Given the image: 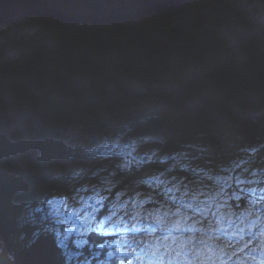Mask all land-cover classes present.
<instances>
[{"label":"trees","instance_id":"1","mask_svg":"<svg viewBox=\"0 0 264 264\" xmlns=\"http://www.w3.org/2000/svg\"><path fill=\"white\" fill-rule=\"evenodd\" d=\"M254 1L203 0L135 23L105 27L34 17L10 25L0 30V113L5 115L15 109L23 97H31L36 109L43 107L40 150L44 148V140L50 143L53 137L60 138V126L82 120L90 132L105 131L114 126L120 112L131 110L132 103L160 99L171 107L179 106V114L132 119L128 129L134 136L168 123L172 131L166 138L158 137L156 142L161 143L163 155L177 153L189 141L205 140L203 154L211 159L215 170L237 160L249 168L262 166L264 13L243 31L235 32L238 24L248 21ZM220 36H224V42L218 52L205 59L199 47L207 43L204 40L213 43ZM182 56L192 57L199 65L186 78L177 80L169 92L161 86L142 91L124 81L127 77L143 78L160 81L165 87L162 78L169 79ZM222 123L231 125L232 130H224ZM238 125L241 129H237ZM239 135L243 136L238 141L241 150L235 142V136ZM24 152L15 143L0 145V170L7 171L0 182V264H69L74 259L83 264H99L98 260L104 256L102 252L98 255L100 249L95 245L105 250L108 238L101 230L89 229L74 235L75 240H63L58 232L41 230V226L28 222L19 224L21 228L13 227L15 221L10 210L20 211L24 205L34 212L30 219L36 213L50 214L49 202L55 194L71 195L81 184L77 182L72 187L64 174L56 176L50 172L55 163L65 166V159L53 160ZM82 155L85 159L95 158L88 150ZM77 156L80 155L70 157ZM155 163L158 162L134 159L123 169L116 168L111 181L116 189L130 187L149 170L158 169ZM183 166L186 170L177 166L175 171L192 178L195 166L191 168L186 163ZM239 176L236 184L234 173L229 184H209L208 192L212 186V191L217 188L221 195L235 194L240 185L244 186L230 202L232 207L254 217L263 212V190L254 185L247 191L245 183L241 184L245 180ZM94 203L100 206L99 199ZM103 205L99 211L104 212L107 205ZM88 208L93 209L91 205ZM37 218L42 221L41 216ZM204 224L210 225L207 221ZM21 230L26 232L19 241ZM81 240L84 242L76 243ZM223 241L227 247L236 243L227 238ZM117 259L111 258V263L115 264ZM103 261L106 264L105 257Z\"/></svg>","mask_w":264,"mask_h":264},{"label":"rangeland","instance_id":"2","mask_svg":"<svg viewBox=\"0 0 264 264\" xmlns=\"http://www.w3.org/2000/svg\"><path fill=\"white\" fill-rule=\"evenodd\" d=\"M263 13L264 0H255L249 8L248 21L238 24L239 28L235 29V32L243 31ZM203 42L207 43H203L198 50L205 59H211L218 52L219 46L223 44L224 36H220L217 41H212L213 43L206 40ZM191 58L189 56L179 58L169 79L162 78L165 87L160 81L143 78L127 77L124 81L129 87H138L142 91L154 86L159 89L161 86L163 90L169 92L177 80L186 78L194 67L199 65ZM30 98L23 97V101H19L15 109L6 112L5 115L0 113V145L2 142L7 145L15 143L25 151L24 154H41L53 160L65 159V166L55 163L50 172L56 176L64 174L72 187L77 182L81 184H77L71 195L55 194L49 202L50 214L42 212L37 215L36 213L35 217L30 219L34 216V212L32 209H26L24 205L21 206L20 211L10 210L15 221L13 227L21 228L19 224L28 222L31 226H41V230L58 232L60 239L63 240L66 238L75 240L74 235H80L89 229L101 230L103 234L108 235V238L105 250L100 249V252L106 257V261L110 262V258L113 255L117 256V253L121 261L117 259L115 264H154L153 262L156 261L153 257L160 261L161 257L166 255H162L161 252L170 253V255L173 252L185 253L179 250L189 251L194 246L202 248V252L197 254L203 259H209L208 264H215L214 260L220 259L222 253H224L222 264H241L236 253L223 252L218 244L205 237L202 230L204 221L211 223L207 226L212 228L213 235L216 231L226 232L228 238L247 242L246 246H249L250 251L244 256L254 259L258 256V252L264 249V236L261 235V233L264 234V206L263 212L254 217L243 210L228 207V204H232L230 198L244 187L242 185L235 194L221 195L217 188L212 191L214 190L212 186H210L211 192H208L211 183L222 181L229 184L232 181L233 171L238 169L234 172V184L238 182L239 174L249 173L246 176H239L240 179L245 180L241 184L245 183L247 191L249 187L254 188V185L260 186L263 190L262 197H264V177H262L264 165H252L251 168L245 169L238 166L237 160L233 164L227 163L221 169L215 170L210 164L211 159L203 154L204 145L206 147L205 140L189 141L177 153L163 155L161 143L156 142L158 137L166 138L172 131L168 123L155 129L139 131L135 136L128 129L132 119L144 120L150 115L162 114L176 116L180 112L179 106L171 107L159 101L160 99L153 98L135 102L132 103L130 111L120 112L119 117L114 119V126L108 130L90 132L83 126L82 120H78L72 124L60 126L58 129L60 138L53 137L50 143L44 140V148L39 150L45 113L43 107L36 109L35 103ZM222 125L224 130H232L231 125L224 123ZM241 127L238 125L237 129ZM140 128H143V125ZM242 137V135L235 136L238 150H241L238 141ZM145 141L154 142V145ZM254 145V143L251 144V146ZM86 150L91 151L95 158H81ZM74 154L80 156L70 157ZM134 159L158 162L155 165L159 168L149 170L130 187L116 189L117 186L111 181L110 176L116 174V168L123 169L124 166L132 164ZM184 163L191 168L195 166L193 171L195 175L190 179L175 171L177 166L186 170ZM6 175L7 171L0 170V182L6 178ZM233 187L236 188V186ZM96 198L99 199L100 206H103V202L106 203L105 215L103 211L97 212L91 209L84 213V209L89 205H95ZM212 215H214L213 219ZM39 216L42 217V221L38 220ZM258 216L261 217L257 218ZM220 218L221 221L218 222ZM43 220H46L45 224ZM120 231L126 233L119 237ZM25 232L21 230L19 241H22ZM133 232H140L142 235L133 238ZM199 233H204L203 237ZM144 235L147 236L140 238ZM207 235H210V231ZM248 239L253 241L248 242ZM83 242L84 240H81L79 244ZM126 244H129L131 250L124 255ZM100 247L102 248L101 245ZM239 250L241 249L237 251ZM156 252L160 256H156ZM103 259L100 257L98 263L104 264ZM69 264H83V262L80 259H74Z\"/></svg>","mask_w":264,"mask_h":264},{"label":"water","instance_id":"3","mask_svg":"<svg viewBox=\"0 0 264 264\" xmlns=\"http://www.w3.org/2000/svg\"><path fill=\"white\" fill-rule=\"evenodd\" d=\"M201 0H0V29L35 18L105 27L131 24Z\"/></svg>","mask_w":264,"mask_h":264},{"label":"bare ground","instance_id":"4","mask_svg":"<svg viewBox=\"0 0 264 264\" xmlns=\"http://www.w3.org/2000/svg\"><path fill=\"white\" fill-rule=\"evenodd\" d=\"M201 1H202V0H201ZM192 4H193V3H192ZM31 17H34V18H35V16H34L33 14H31V15H29L28 18H26V20H27V19H30ZM38 19H39V18H38ZM22 21H23V20H22ZM10 25H11V24H10ZM10 25H9V26H10ZM1 30H2V29H1ZM145 236H147V235H144V236H142V237H140V238H143V237H145ZM76 243L79 244V242H77V241H76ZM100 253H101V252L98 251V255H100ZM116 255H117V254H116ZM116 257H117V256H116ZM118 261L120 262L121 259L118 258Z\"/></svg>","mask_w":264,"mask_h":264}]
</instances>
